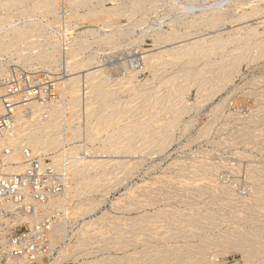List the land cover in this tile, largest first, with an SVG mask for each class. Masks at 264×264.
<instances>
[{"label":"rangeland","instance_id":"374dc122","mask_svg":"<svg viewBox=\"0 0 264 264\" xmlns=\"http://www.w3.org/2000/svg\"><path fill=\"white\" fill-rule=\"evenodd\" d=\"M0 38L87 109L52 264H264V0H0Z\"/></svg>","mask_w":264,"mask_h":264},{"label":"built area","instance_id":"2783aa9c","mask_svg":"<svg viewBox=\"0 0 264 264\" xmlns=\"http://www.w3.org/2000/svg\"><path fill=\"white\" fill-rule=\"evenodd\" d=\"M57 87L21 66L0 75V264H52L64 243L59 239L69 188L68 155H87L71 146L76 142L68 136L82 126L87 109L55 93ZM20 111H30L29 121L23 117L17 122ZM58 111L63 145L41 153L23 143L21 167L9 170L16 125L22 134L36 116L48 125Z\"/></svg>","mask_w":264,"mask_h":264},{"label":"bare ground","instance_id":"6f19581e","mask_svg":"<svg viewBox=\"0 0 264 264\" xmlns=\"http://www.w3.org/2000/svg\"><path fill=\"white\" fill-rule=\"evenodd\" d=\"M64 1V0H63ZM22 4V3H21ZM62 4V3H61ZM140 4H142V3H140ZM46 5H47V7H46V10H48V11H53V10H55V3L53 2V1H47L46 2ZM6 7H8V6H6ZM26 9V8H25ZM28 12H33L34 10H35V8H28ZM45 11V10H44ZM57 13V12H56ZM96 14V11H90V15L92 16V15H95ZM5 16V15H4ZM4 16H2V17H4ZM8 16H10V15H8ZM89 16V15H88ZM2 17H1V19H2ZM7 18V17H6ZM35 19V18H34ZM33 23V22H32ZM29 24H31V23H29ZM33 25V24H32ZM47 25V24H46ZM27 30H30V29H27ZM17 32L19 33V35L20 36H23L24 35V30L22 29V27L20 28V29H17ZM27 32H29V31H27ZM16 34V33H15ZM28 34H30V33H28ZM48 38V37H47ZM51 43V42H50ZM7 45H9V43L6 41V40H3V39H1L0 38V50H3V49H5L6 47H7ZM57 45V44H56ZM259 45H261V46H263V44H259ZM45 47V46H44ZM55 47H57V46H55ZM195 47V44H194V46L193 45H185V46H183V47H180V50H181V52H184V53H188L189 51H193L194 48ZM200 47V46H199ZM199 47H197V48H199ZM53 49V48H52ZM176 50V49H175ZM179 50V51H180ZM50 51V50H49ZM54 51V50H53ZM172 51V50H171ZM168 52V51H167ZM52 53H54V52H52ZM183 53V54H184ZM241 54H243V53H241ZM176 55V54H175ZM236 55V54H235ZM235 55H233V56H235ZM232 56V55H231ZM239 56V55H238ZM242 56V55H241ZM45 57H47V56H45ZM50 57V56H49ZM147 57H149V56H147ZM152 57V56H151ZM22 58V57H21ZM55 58V57H54ZM71 58V57H70ZM233 58V57H232ZM231 58V59H232ZM240 58V57H239ZM37 59V58H36ZM44 59H47V58H44ZM238 59V58H237ZM29 61H30V59H29ZM28 61V62H29ZM38 61V60H37ZM56 61V60H55ZM57 62V61H56ZM91 62V61H90ZM234 62V61H233ZM16 63V62H15ZM56 64V63H55ZM171 64L173 65V63L171 62ZM177 64V63H176ZM237 64H238V62H237ZM13 64H11V66H12ZM52 66V65H51ZM173 66H175V64L173 65ZM227 66H232L231 64L230 65H227ZM52 67H54V66H52ZM70 68H72V67H70ZM235 69V68H234ZM237 69V68H236ZM38 70V69H37ZM70 70V69H69ZM73 70H75L74 68H73ZM222 71H225V70H223V69H221ZM41 71V70H40ZM222 71H219V72H222ZM1 72H3V69H2V71ZM33 72V71H32ZM35 72V71H34ZM72 72V71H71ZM98 70L97 69H95V70H93L92 71V69H91V71H89L88 72V74H87V81H93V80H95L97 77H98ZM184 72V71H183ZM74 73H76V72H74ZM79 73V72H78ZM193 73H195V72H193ZM224 73V72H223ZM222 73V74H223ZM230 74H232V73H234V70H233V68H232V70L230 69V72H229ZM228 73V74H229ZM185 72H184V74H183V76H185ZM191 74V73H190ZM207 74V72L205 73V75ZM1 75V74H0ZM77 75H80V74H77ZM77 75H73L72 77H70L69 79H68V81L66 82V83H68V85L70 84L71 85V91H72V93H76V91L78 90V87L80 88V86H77V85H75V82H76V79H77ZM187 75V74H186ZM191 75H193V74H191ZM214 75V74H213ZM190 76V75H189ZM197 76V77H196ZM195 76V79L197 80H199V79H202V77H201V73L199 72V74H197ZM219 76H221V73H220V75ZM230 76V75H229ZM229 76H227V77H229ZM226 77V78H227ZM188 78V77H187ZM191 78H193V76H191ZM190 78V79H191ZM217 79H218V77H216ZM216 78H214V79H216ZM203 79H209V77H204ZM79 82V81H78ZM203 82H205V81H202L201 83H203ZM63 84H65V83H63ZM204 84V83H203ZM203 84H201V85H203ZM69 85V86H70ZM79 85V84H78ZM58 86H60V85H58ZM60 88V87H59ZM64 89L65 87H61V89ZM60 89V91L62 92V90ZM67 89V88H66ZM81 89V88H80ZM57 90H58V87H57ZM70 92V91H69ZM147 96H148V94H147ZM179 96H181V95H179ZM79 99H80V96L78 97ZM145 98H148V97H145ZM73 99V98H72ZM75 99H77V98H75ZM88 99V98H87ZM144 100V99H143ZM146 100V99H145ZM71 101V100H70ZM73 101V100H72ZM77 101V100H76ZM79 102H81V101H79ZM72 103V102H71ZM72 104H75V103H72ZM80 105V104H79ZM82 106V105H81ZM90 108V107H89ZM83 109V108H82ZM84 110V109H83ZM58 113V112H57ZM56 113V114H57ZM59 114V113H58ZM88 115H89V113H88ZM19 118H18V120H17V122L18 121H20V119H23V117H25V121H29V119H30V111H28V114L27 115H23L22 114V111H20L19 112ZM56 118H58V117H56ZM60 118V117H59ZM35 122L34 123H31V124H27V128H25L24 129V131H25V133H22L21 134V132L19 131V126L18 125H16V127H15V129H14V131H16V133L15 134H13L14 135V137H12V138H10V143L13 145V146H15V149H14V152H13V154L10 156V158H8V160H9V162L11 163V166L9 167V170H18L20 167H21V160H22V156L20 155V151H21V149H20V147H22L23 146V143H25V144H28L29 146H31L35 151L36 150H42V149H44L45 150V146L46 147H48V146H53V144L54 143H56L57 142V146H58V141H60V143H61V138L58 140V136L57 135H55V131H54V133H53V129H54V127L55 128H57L56 126H54L53 124L55 123V119H53L52 120V123H50V124H43L42 122H41V120L39 119V116H36L34 119H33ZM57 120V119H56ZM61 120V119H60ZM57 122H58V120H57ZM60 123H61V121H59ZM84 122V121H83ZM25 123H27V122H25ZM55 124H58V123H55ZM54 126V127H53ZM60 126V125H59ZM79 128V127H78ZM81 128L82 127H80L79 129L81 130ZM137 128V127H136ZM60 130V129H59ZM59 130H57V131H59ZM19 131V132H18ZM245 132V131H244ZM243 132V135L246 133H244ZM57 133V132H56ZM246 134H248L249 135V133L247 132ZM60 135H62V134H60ZM82 136V135H81ZM84 137H85V135H84ZM84 137H82L81 138V140L84 138ZM72 138V137H71ZM70 138V139H71ZM85 139H87V136H86V138ZM76 140V139H75ZM55 141V142H54ZM88 142V141H87ZM164 144V143H163ZM60 145V144H59ZM78 146V145H77ZM83 145H81V147H82ZM53 147H56L55 145L53 146ZM53 147H51V149L53 148ZM51 149H48V150H51ZM56 149V148H55ZM76 149H78V148H76ZM78 150H80V149H78ZM81 150H84L83 152L84 153H87V152H85L86 150L85 149H81ZM80 150V151H81ZM42 153V152H41ZM81 153V152H80ZM94 155H96V154H94ZM57 157H60V155H58ZM62 157V156H61ZM70 158H71V156H69ZM75 157V156H74ZM76 157H78L77 155H76ZM75 157V158H76ZM86 157H88V156H86ZM59 159H61V158H59ZM76 161V160H75ZM78 161V160H77ZM82 161V160H81ZM81 161H79V162H81ZM73 162V161H72ZM78 162V163H79ZM76 163V162H75ZM82 164H83V162H81ZM90 165H93V164H90ZM96 165V164H95ZM76 166V165H75ZM76 167H78L77 169H79V166H76ZM85 167V166H84ZM80 168H82V167H80ZM93 168V167H92ZM83 169V168H82ZM72 170V169H71ZM80 170V169H79ZM73 171V170H72ZM86 171H87V169H86ZM86 171L84 172V173H86ZM253 172H255L254 170H252ZM264 173V172H263ZM70 174H71V172H70ZM80 174V176H79V178H81V177H83V175L81 174V173H79ZM258 174V173H257ZM256 174V177L258 176ZM73 175V174H72ZM98 175V174H97ZM96 175V176H97ZM261 175H262V173H261ZM250 176V175H249ZM264 176V175H263ZM263 176H261V177H263ZM77 177V176H76ZM75 178V177H74ZM89 178V177H88ZM87 178V179H88ZM92 179H93V177H92ZM89 180V179H88ZM91 180V179H90ZM262 180V179H261ZM260 180V181H261ZM71 181H72V179H71ZM92 181V180H91ZM73 182V181H72ZM80 183V182H79ZM93 184V183H92ZM77 185H79V184H77ZM84 185V184H83ZM90 185V184H89ZM85 186V185H84ZM71 187V186H70ZM72 188V187H71ZM217 188V187H216ZM80 189V188H79ZM214 189V188H213ZM74 190V189H73ZM231 190H233V189H230V191ZM214 191V190H213ZM220 191V190H219ZM225 191V190H224ZM227 191V190H226ZM215 192V191H214ZM217 193H218V191H216ZM213 193V192H212ZM224 193H226V192H224ZM232 193V192H231ZM214 194V193H213ZM220 194V193H219ZM216 195V194H215ZM226 195V194H225ZM233 194H230V195H227L226 197H229V196H232ZM256 199V198H255ZM252 201H255V200H251V202ZM254 202H252V204H253ZM248 205H249V203H248ZM256 206V204H253L252 206ZM252 208H254V207H252ZM251 208V210H253ZM255 209V208H254ZM255 212H257L256 211V209H255ZM259 212H261V211H259ZM262 214V213H261ZM258 215V214H257ZM236 216V215H235ZM258 219H260L259 217H257ZM258 219H256L257 221H259ZM261 220V219H260ZM261 222V221H260ZM259 222V223H260ZM262 223V222H261ZM261 226V225H260ZM64 227H65V225H64ZM257 227V226H256ZM262 228H264L263 226H262ZM261 228V229H262ZM258 230V229H257ZM262 230H264V229H262ZM254 232V231H253ZM256 232H258V231H256ZM238 233H240V232H238ZM250 233V232H249ZM264 235V234H263ZM237 236V235H236ZM246 236V235H245ZM258 236H260V235H258ZM243 237V236H242ZM248 237V236H247ZM261 237H263V236H261ZM238 238V237H237ZM240 238V237H239ZM243 238H245V237H243ZM258 238V237H257ZM242 240H244V239H242ZM250 241V240H249ZM250 243H252V242H250ZM257 243H261V242H257ZM249 245H252V244H249ZM249 245H248V247H249ZM256 245V244H255ZM244 246H247V245H244ZM68 247V246H67ZM253 247V246H252ZM258 249V248H257ZM253 250H254V248L251 250V252H253ZM262 251V250H261ZM248 252H250V251H248ZM255 252V251H254ZM205 253V252H204ZM261 253V252H260ZM256 255V254H255ZM256 258V257H255Z\"/></svg>","mask_w":264,"mask_h":264}]
</instances>
